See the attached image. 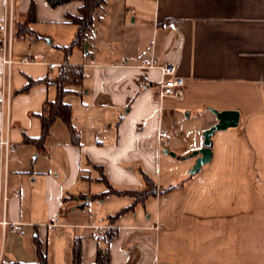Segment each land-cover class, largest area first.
Masks as SVG:
<instances>
[{
    "label": "crops",
    "instance_id": "0c3cea01",
    "mask_svg": "<svg viewBox=\"0 0 264 264\" xmlns=\"http://www.w3.org/2000/svg\"><path fill=\"white\" fill-rule=\"evenodd\" d=\"M81 5L0 0L15 57L23 55L16 37L39 39L33 22L67 27L41 54L27 51L38 64L17 66L3 90L0 79L7 186L20 192L4 209L20 227L18 234L0 232V264H34L35 237L47 264H70L74 238L82 239L83 262L92 264L98 241L91 226L116 233L109 264H264V0H106L86 47L65 56L76 33L66 15ZM19 25L26 31L17 35ZM152 58L175 66L185 81L181 99H157L160 73L142 68ZM62 66L82 69L75 93L63 99L77 143L57 120L40 151L25 138L40 136L36 114L55 99ZM43 78L48 82L20 92L28 79ZM210 110L235 111L239 123L214 133L210 162L192 174V154L217 122ZM160 135L169 139L161 151ZM146 179L155 187L144 201L95 197L108 188L143 191ZM59 212L60 226L47 230L43 224Z\"/></svg>",
    "mask_w": 264,
    "mask_h": 264
},
{
    "label": "trees",
    "instance_id": "16d2710c",
    "mask_svg": "<svg viewBox=\"0 0 264 264\" xmlns=\"http://www.w3.org/2000/svg\"><path fill=\"white\" fill-rule=\"evenodd\" d=\"M49 6L56 7L72 1H80L81 7L76 15H66V19L76 27L74 38L68 46L63 48L65 56H68L74 48H83L87 38L94 30V22L103 10L106 0H46ZM34 8L30 7L28 20L33 21ZM23 26V28L21 27ZM17 27V35L23 34L26 29L24 25ZM82 77V69L80 67L62 66L58 76L53 80L57 94L54 100L46 101L41 113L36 114L40 122L41 132L37 139L25 138V142L32 143L37 150L43 151L46 139L51 134V128L55 121L61 120L68 128L72 143H77L78 135L75 128L72 126L71 108L64 102V97L68 94L75 93L74 86H78ZM48 82L46 78L39 80L28 79L24 87L20 90L21 93L27 92L31 87ZM101 181L105 182L104 178ZM147 186L143 191H127L117 192L108 188L107 192L99 194L98 198H102L107 194L115 195H130L134 199V203L144 201L149 195L154 193V184L151 180L146 179ZM132 205L123 209L109 220L118 218L121 214L129 211ZM116 233L112 229L102 230L97 239L98 246L96 250L95 260L92 264H109V243L115 238ZM35 247L36 262L34 264H47V257L43 250V245L37 237L33 239ZM70 264H85L82 259V239L74 238L71 245V262Z\"/></svg>",
    "mask_w": 264,
    "mask_h": 264
},
{
    "label": "built area",
    "instance_id": "2783aa9c",
    "mask_svg": "<svg viewBox=\"0 0 264 264\" xmlns=\"http://www.w3.org/2000/svg\"><path fill=\"white\" fill-rule=\"evenodd\" d=\"M11 18L6 15L3 17L0 23V79L2 90L9 77L11 71H13L17 66L20 65H34L38 64V60L29 55H22L15 57L12 52V24ZM50 67V65H49ZM143 69L158 70L161 76L160 82L158 83V89L156 97L158 100H163L164 98H175L181 99L183 96V88L185 81L176 75L175 66L167 62H158L155 59H150L142 64ZM169 139L163 135H160L157 140V147L159 151L168 148ZM9 147L8 139L3 135L0 130V232L9 231L11 233H19V223L10 222L4 217V209L6 204L12 199H18L20 197V192L14 190L12 193L9 192L7 186V175H8V165L11 159L7 155V150ZM19 163H21L19 161ZM64 217L63 212H59L53 216L49 222L43 224L47 230H53L59 225L60 219ZM157 230L158 227L156 226ZM91 237L97 240L99 237L100 228L98 226H91Z\"/></svg>",
    "mask_w": 264,
    "mask_h": 264
},
{
    "label": "water",
    "instance_id": "95a60500",
    "mask_svg": "<svg viewBox=\"0 0 264 264\" xmlns=\"http://www.w3.org/2000/svg\"><path fill=\"white\" fill-rule=\"evenodd\" d=\"M86 47V45H85ZM216 118V124L203 132L202 148L195 151L192 156H196L195 164L191 173H197L204 165L211 160V137L215 132L225 131L227 129L236 128L239 123V114L235 111L217 112L210 110Z\"/></svg>",
    "mask_w": 264,
    "mask_h": 264
},
{
    "label": "rangeland",
    "instance_id": "374dc122",
    "mask_svg": "<svg viewBox=\"0 0 264 264\" xmlns=\"http://www.w3.org/2000/svg\"><path fill=\"white\" fill-rule=\"evenodd\" d=\"M21 27L23 28V26ZM30 27L34 30V32L38 34L39 39L35 40V42L32 40V42L34 43H31V41L28 40L30 37H26L24 39L21 37H16L14 39V49L16 48L17 51H20L23 55H26L27 51L32 48V55L35 57L37 56V54H41L43 52V48H46L48 40L62 37V35H65V31H67V27L42 22H33ZM56 69L57 67L54 68V70Z\"/></svg>",
    "mask_w": 264,
    "mask_h": 264
}]
</instances>
